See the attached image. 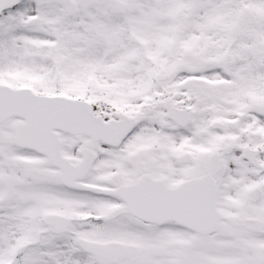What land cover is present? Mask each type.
Listing matches in <instances>:
<instances>
[{
    "label": "snow or ice",
    "instance_id": "6c2138e0",
    "mask_svg": "<svg viewBox=\"0 0 264 264\" xmlns=\"http://www.w3.org/2000/svg\"><path fill=\"white\" fill-rule=\"evenodd\" d=\"M0 264H264V0H0Z\"/></svg>",
    "mask_w": 264,
    "mask_h": 264
}]
</instances>
